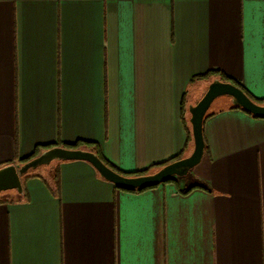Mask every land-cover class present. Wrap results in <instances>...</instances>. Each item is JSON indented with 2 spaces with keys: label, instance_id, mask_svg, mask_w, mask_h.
Listing matches in <instances>:
<instances>
[{
  "label": "crops",
  "instance_id": "1",
  "mask_svg": "<svg viewBox=\"0 0 264 264\" xmlns=\"http://www.w3.org/2000/svg\"><path fill=\"white\" fill-rule=\"evenodd\" d=\"M211 69L264 98V0H0V167L77 140L125 172L188 155ZM232 104L191 178L128 190L83 159L23 176L0 193V264H264V117Z\"/></svg>",
  "mask_w": 264,
  "mask_h": 264
},
{
  "label": "water",
  "instance_id": "2",
  "mask_svg": "<svg viewBox=\"0 0 264 264\" xmlns=\"http://www.w3.org/2000/svg\"><path fill=\"white\" fill-rule=\"evenodd\" d=\"M222 95L229 96L233 104L241 106L252 114L264 117V103L255 101L235 83L221 80L220 78H214L209 83L202 97L189 107L193 149L188 155L168 162L151 172L127 175L107 165L93 150L55 145L43 150L39 155L31 158L25 163H9L1 166L0 192L9 189H16L19 192H23L22 177L31 169L42 164H48L52 160H87L92 163L102 177L114 182L118 186L128 188L155 185L165 181L171 176L184 175L200 162L204 154V117L213 101Z\"/></svg>",
  "mask_w": 264,
  "mask_h": 264
},
{
  "label": "trees",
  "instance_id": "3",
  "mask_svg": "<svg viewBox=\"0 0 264 264\" xmlns=\"http://www.w3.org/2000/svg\"><path fill=\"white\" fill-rule=\"evenodd\" d=\"M213 76H217L218 78H220L221 80H225V81H231L233 83H235L236 85L240 86L251 98H253L255 101L259 102V103H264V98H257L255 96H253L245 87H243L239 82L231 79L230 77H228L227 75L221 73L220 71H218L217 69H211L209 71H206L204 73H199L197 75L194 76V79H208V78H211ZM184 105V104H183ZM185 107V105H184ZM232 107H239L245 111H247L246 109L242 108L241 106L237 105V104H232ZM248 113L252 114L251 112L247 111ZM211 114V111H210V108L209 110L207 111V113L205 114V117H204V121L205 119ZM254 115V114H252ZM256 116V115H254ZM204 124V122H203ZM185 126H186V129H187V133H188V142L193 140V136H192V127H191V123H190V115L188 117L187 120H185ZM56 145H62V146H66V147H71V148H84V149H89V150H93L95 151L100 157L101 159L107 164L109 165L110 167H112L113 169H115L116 171L120 172V173H123V174H127V175H134V174H142V173H147V172H151V171H154L156 170L157 168H159L160 166L168 163V162H171L173 160H176L178 158H181L184 156V153L183 151L176 154L174 157L166 160V161H162L160 163H155L153 165H150L149 167L145 168V169H142L140 171H134V172H125V171H122L120 170L119 168H117L113 163H111L100 151L99 149V146L97 143L95 142H92V141H88V140H77L76 142L74 143H56ZM52 146H55V144H47V145H38L36 146V148L34 149V151L27 157L21 159L20 161V164L22 163H25L26 161L30 160L31 158L39 155L43 150L47 149V148H50ZM30 174V171L25 174L24 176H28ZM172 178L169 177L167 178L166 180ZM165 180V181H166ZM157 185V184H155ZM155 185H148V186H142V187H136V188H128V187H121V186H118L116 185L117 187H120V188H124V189H128V190H143L145 188H148V187H152V186H155ZM190 189V188H189ZM187 189V190H189Z\"/></svg>",
  "mask_w": 264,
  "mask_h": 264
},
{
  "label": "rangeland",
  "instance_id": "4",
  "mask_svg": "<svg viewBox=\"0 0 264 264\" xmlns=\"http://www.w3.org/2000/svg\"><path fill=\"white\" fill-rule=\"evenodd\" d=\"M201 85L205 86L204 83H203V84L200 83V84L198 85L199 88H200ZM199 88H197V89H199ZM197 89H196V90H197ZM191 92L194 93V94H191V96H190V98H189V100H188V102H187L186 109H187L188 112H189V107H190V105L195 104V103L197 102L198 98H199L198 95L195 94V92H193V91H191ZM229 99H230V98H228V96H223V95L217 97V98L213 101L212 105L210 106V109H214V108H217V107H219V106H223V105L227 104ZM58 161H59V160H52V161H51L50 163H48V164H42V165H39V166H37V167L31 169V170H30V173H39V172H40V173H45V172H49V175H50V176H53V175L55 174V172H56V165H57ZM195 167H196V166H194V167L190 170V172H188L187 174H185V175H187L188 178L193 177V171H194ZM9 190H10V189H9ZM7 191H8V190H4V191H2V192H0V193H1V194H5V193H7Z\"/></svg>",
  "mask_w": 264,
  "mask_h": 264
}]
</instances>
